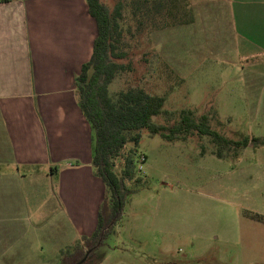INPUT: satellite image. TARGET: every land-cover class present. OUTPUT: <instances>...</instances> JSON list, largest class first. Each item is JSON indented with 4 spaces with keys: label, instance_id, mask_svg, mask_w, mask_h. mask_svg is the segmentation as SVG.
<instances>
[{
    "label": "crops",
    "instance_id": "obj_1",
    "mask_svg": "<svg viewBox=\"0 0 264 264\" xmlns=\"http://www.w3.org/2000/svg\"><path fill=\"white\" fill-rule=\"evenodd\" d=\"M188 2L191 23L154 31L164 44L201 60L264 58V0ZM95 37L85 0L0 1V264H59L61 250L96 229L105 186L75 86ZM209 245L171 260H200ZM98 252L99 264H138L117 244Z\"/></svg>",
    "mask_w": 264,
    "mask_h": 264
},
{
    "label": "rangeland",
    "instance_id": "obj_2",
    "mask_svg": "<svg viewBox=\"0 0 264 264\" xmlns=\"http://www.w3.org/2000/svg\"><path fill=\"white\" fill-rule=\"evenodd\" d=\"M101 1L112 8L117 0ZM121 1L122 26L134 33L128 0ZM150 27L125 35L132 71L115 78L112 95L140 87L163 96L164 113L152 119L155 124L172 126L180 111L190 110L196 118L206 115L210 127L228 139L264 138V58L201 60L164 44L161 32ZM215 149L208 137L197 134L169 142L142 131L136 149L127 145L115 162L121 176L124 159L135 161L132 178L125 180L133 193L103 246L125 247L138 264H222L218 257L232 264H264V225L249 218L264 216V146H249L236 158L233 151L225 152L223 159ZM191 244L195 249L210 244L204 258L171 260V254L184 257Z\"/></svg>",
    "mask_w": 264,
    "mask_h": 264
},
{
    "label": "trees",
    "instance_id": "obj_3",
    "mask_svg": "<svg viewBox=\"0 0 264 264\" xmlns=\"http://www.w3.org/2000/svg\"><path fill=\"white\" fill-rule=\"evenodd\" d=\"M7 2L9 0H0ZM89 15L96 23V37L89 60L81 67L75 79L78 106L92 132L91 166L94 175L105 186V196L97 216V226L90 236H82L71 247L60 251L59 264H74L90 251L82 264H99L102 255L97 250L120 220L127 198L132 190L125 180L132 178L135 165L130 156L124 159L121 176L115 171V162L122 150L131 145L136 149L141 132L159 135L172 142L179 136L197 134L208 137L215 145L214 155L223 159L225 152L233 151L235 158L247 147L264 146V138L244 136L234 141L213 130L206 115L196 118L192 111L179 112L178 121L172 126L155 124L152 119L164 113L165 98L147 93L140 87H129L111 94L109 86L124 72H131L128 52L125 50L126 34H137L145 25L152 30L189 24L192 14L188 0H128L134 21V33L122 26L125 3L117 0L109 8L101 0H85ZM129 60V62H126ZM264 223V218L255 216Z\"/></svg>",
    "mask_w": 264,
    "mask_h": 264
},
{
    "label": "water",
    "instance_id": "obj_4",
    "mask_svg": "<svg viewBox=\"0 0 264 264\" xmlns=\"http://www.w3.org/2000/svg\"><path fill=\"white\" fill-rule=\"evenodd\" d=\"M89 253H90V251H86L85 256L83 257V259L80 260V261L77 262V263H74V264H82L83 262H85V260L87 259Z\"/></svg>",
    "mask_w": 264,
    "mask_h": 264
},
{
    "label": "built area",
    "instance_id": "obj_5",
    "mask_svg": "<svg viewBox=\"0 0 264 264\" xmlns=\"http://www.w3.org/2000/svg\"><path fill=\"white\" fill-rule=\"evenodd\" d=\"M144 162V157H141V163H140V166H139V170H142V163Z\"/></svg>",
    "mask_w": 264,
    "mask_h": 264
}]
</instances>
